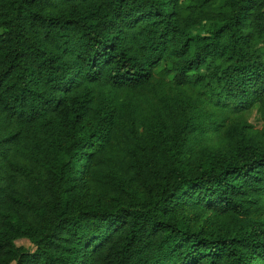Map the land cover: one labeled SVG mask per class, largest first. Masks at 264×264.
<instances>
[{"label": "trees", "instance_id": "1", "mask_svg": "<svg viewBox=\"0 0 264 264\" xmlns=\"http://www.w3.org/2000/svg\"><path fill=\"white\" fill-rule=\"evenodd\" d=\"M0 264H264V0H0Z\"/></svg>", "mask_w": 264, "mask_h": 264}, {"label": "rangeland", "instance_id": "2", "mask_svg": "<svg viewBox=\"0 0 264 264\" xmlns=\"http://www.w3.org/2000/svg\"><path fill=\"white\" fill-rule=\"evenodd\" d=\"M249 120L256 127H260L261 126L262 122L256 117L254 110H253L252 115H251ZM16 243L18 245H22V246H24V247H26L28 249H33V246L31 245V243L28 240H26V239L17 240Z\"/></svg>", "mask_w": 264, "mask_h": 264}]
</instances>
